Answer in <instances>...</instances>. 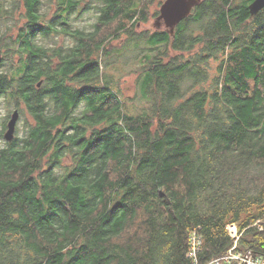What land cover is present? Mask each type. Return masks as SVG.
Masks as SVG:
<instances>
[{
    "label": "trees",
    "instance_id": "1",
    "mask_svg": "<svg viewBox=\"0 0 264 264\" xmlns=\"http://www.w3.org/2000/svg\"><path fill=\"white\" fill-rule=\"evenodd\" d=\"M154 1L95 0L86 32L70 23L81 0L49 19L22 0L0 99L33 122L0 151V264H207L234 245L264 258V7L201 0L172 35L138 32ZM54 33L72 42H37ZM131 57L139 110L115 84Z\"/></svg>",
    "mask_w": 264,
    "mask_h": 264
},
{
    "label": "rangeland",
    "instance_id": "2",
    "mask_svg": "<svg viewBox=\"0 0 264 264\" xmlns=\"http://www.w3.org/2000/svg\"><path fill=\"white\" fill-rule=\"evenodd\" d=\"M93 3H95V0H81L79 4V9L74 11V14L70 17V23L71 28H80L83 31H91L93 29V23L96 20V17L98 15L96 9L92 7ZM2 11L3 15L0 19V35H1V45L0 48L2 50V57L3 60L0 64V73H3L6 71L8 65L12 62L16 63L18 60V55L13 54L11 48H14L15 46L12 45L11 41L12 39L16 38L19 30L24 27L26 23L25 18V7L23 5L22 0H2ZM159 6L154 1L150 4L148 13V19L146 22H138L136 30L142 31V30H151L153 29V20L155 18V12L159 10ZM82 8V9H81ZM40 11L41 13H44L45 18L49 19L57 12V3L56 0H40ZM125 38V36L123 35ZM37 42L48 46V47H59V46H67L69 43H71V39L69 36H65L62 33L56 34L49 37H40L37 39ZM117 42L112 41V44H116ZM4 44L6 45L5 47ZM8 51V53H7ZM171 54H175L177 52H174L172 50ZM130 57V53H128ZM186 55V53H185ZM127 64H121L120 73H115V84H117V88L122 94V97L126 101V103L132 107L136 108L135 110H139L140 107H143V101H139V98H134L137 90V81L139 77V66H136L135 61H132V57L130 59H127ZM216 62H211L210 67V75L215 72ZM104 72H107L109 74L114 75V70L112 67L106 68ZM114 89V88H113ZM14 108H18L20 110L19 118L16 124L15 129V136L16 137H22L25 135L26 132V125L31 124L33 122V117L27 110H25L22 103L19 102V105L17 106L15 101L11 99L3 98L0 99V129L3 128V124H6L11 112ZM4 143V138H0V144ZM70 162V159L68 157H65L63 159V164H68ZM233 225V224H231ZM230 226V225H229ZM228 226V227H229ZM229 230V229H228ZM230 233V232H229ZM233 237H237L236 235H231ZM247 251V250H246ZM253 258L257 257L255 255H252Z\"/></svg>",
    "mask_w": 264,
    "mask_h": 264
},
{
    "label": "water",
    "instance_id": "3",
    "mask_svg": "<svg viewBox=\"0 0 264 264\" xmlns=\"http://www.w3.org/2000/svg\"><path fill=\"white\" fill-rule=\"evenodd\" d=\"M201 0H163L159 6L158 14L153 20V28L165 29L171 35L177 24L186 18ZM264 7V0H253L248 4L250 18H253ZM2 61V50L0 48V62ZM40 82L38 83V86ZM19 109L14 108L6 123L4 139L11 141L14 138L16 124L19 118ZM251 251H249L250 253ZM246 264V261H245Z\"/></svg>",
    "mask_w": 264,
    "mask_h": 264
},
{
    "label": "built area",
    "instance_id": "4",
    "mask_svg": "<svg viewBox=\"0 0 264 264\" xmlns=\"http://www.w3.org/2000/svg\"><path fill=\"white\" fill-rule=\"evenodd\" d=\"M229 232L231 235H236L238 230L237 226L235 225H230L228 227ZM191 239V247H193V252H189L188 256L191 258H194L197 254V252L200 249V236L194 231L190 235ZM235 248V245L233 246V250ZM231 251V253H227V255H223L222 257H217L208 262L207 264H219L220 261L222 260H227V259H235L238 260L240 263H244L246 261V264H264V258L263 257H258V258H253L252 256L248 255L247 253H241V252H234Z\"/></svg>",
    "mask_w": 264,
    "mask_h": 264
},
{
    "label": "flooded vegetation",
    "instance_id": "5",
    "mask_svg": "<svg viewBox=\"0 0 264 264\" xmlns=\"http://www.w3.org/2000/svg\"><path fill=\"white\" fill-rule=\"evenodd\" d=\"M2 59H3V57H2ZM9 117H10V116H9ZM6 123H7V122H6ZM5 130H6V124L3 126L2 129H0V133H1L0 138H1V137L4 138V132H5ZM15 139H17V137L15 136V134H14V138H13L11 141H7V140L4 139V143H3V144H0V151L4 150V152H6V149L9 147V146H8L9 143H11V142H12L13 140H15Z\"/></svg>",
    "mask_w": 264,
    "mask_h": 264
},
{
    "label": "bare ground",
    "instance_id": "6",
    "mask_svg": "<svg viewBox=\"0 0 264 264\" xmlns=\"http://www.w3.org/2000/svg\"><path fill=\"white\" fill-rule=\"evenodd\" d=\"M1 63V62H0ZM233 250V247L232 248H230L225 254H224V256L225 255H227V253H231V251ZM189 252H193V247H191V239H190V248H189V251H188V254H189ZM243 252H245V253H247L248 255H250V256H252L250 253H249V250H247V251H243ZM197 256V255H196ZM196 256L193 258V260L195 261V258H196ZM253 257V256H252ZM259 256H257V257H254L255 259L256 258H258ZM228 260H235V259H227V261ZM237 262H238V264H244V263H240L238 260H236ZM196 262V261H195Z\"/></svg>",
    "mask_w": 264,
    "mask_h": 264
}]
</instances>
